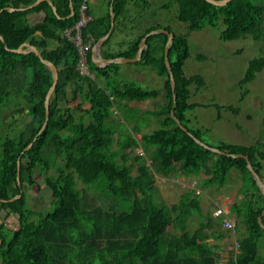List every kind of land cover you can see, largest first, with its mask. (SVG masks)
<instances>
[{"label":"trees","instance_id":"1","mask_svg":"<svg viewBox=\"0 0 264 264\" xmlns=\"http://www.w3.org/2000/svg\"><path fill=\"white\" fill-rule=\"evenodd\" d=\"M35 1L0 0V10L3 9L0 13V114L14 106L27 109L30 117L15 137L0 136V217L6 219L13 215L19 223L14 230L0 223V264H214L212 246L200 239L204 227L195 231L188 229L189 218L200 208L199 200L186 192L177 203L163 202L155 194V173L168 176L177 172L184 175L202 172L207 176L206 182L222 187L231 169L239 173L245 188L248 181L255 186L262 205L244 213L248 234L239 240V253L229 264H264V258L258 255V239L264 233L258 216L264 207V195L247 161L227 155L247 154L264 181L263 146L222 142L216 146L224 152L221 154L196 142L194 137L200 138L199 131L187 125L186 113L195 107L188 101L190 85L195 83L200 87L204 79L200 75L186 77L184 74L183 66L190 56L187 36L174 33L168 57L175 79L174 114L192 135L171 116L173 91L164 60L167 35L154 34L147 38V48L134 63L151 67L167 77L168 102L158 112L161 119L157 127L143 132L139 141L131 138L120 143L119 149H112L107 139L122 125L116 113L124 111L132 101L156 97L157 91L110 78L111 73L118 74V63L105 67L93 63L92 47L110 27L111 1L105 16L92 18L82 28L83 40L93 39L86 51L89 74L80 72L78 47L64 33L78 20L83 0H51L57 14L46 0L27 7ZM70 1L74 13L68 17ZM127 2L113 0L115 21L126 13ZM171 2L177 4V18L187 23L190 31L205 26L216 29L221 24L219 37L223 40L264 39V0H231L223 6L207 0H170L162 7L168 8ZM21 7L26 8L19 10ZM159 27L148 28L122 52L106 51L103 48L109 44L114 27L110 37L102 43L101 53L106 58L134 57L141 38ZM23 43L35 46L58 70V81L49 101L48 122L41 131L46 118L45 95L53 76L34 51L11 50ZM262 70L264 56L250 59L239 84L244 86L253 81ZM100 76L105 77L103 85L98 83ZM246 93L248 90L243 92ZM74 102L75 105L70 104ZM131 111L136 116L138 109ZM49 145L62 156L63 169L56 176L40 174L53 207L35 212L27 207L25 183H37L34 175L37 168L49 170L45 154ZM138 145L143 147V154L130 155L127 150ZM147 157H153L154 167L147 164ZM76 177L95 186L102 196L113 198L114 205L86 207L81 203ZM126 203L128 207H124ZM236 215L241 217V211ZM174 230L180 232L174 233Z\"/></svg>","mask_w":264,"mask_h":264},{"label":"rangeland","instance_id":"2","mask_svg":"<svg viewBox=\"0 0 264 264\" xmlns=\"http://www.w3.org/2000/svg\"><path fill=\"white\" fill-rule=\"evenodd\" d=\"M168 1L170 0H152L154 5L150 9L141 6L139 10H143V12H139V14L128 12L134 29H131L133 26H127V28L121 26V17H119L115 21V29L110 42L103 49L111 52H122L128 48L132 41L153 26H160L159 28L164 29L170 28L171 32L175 34L186 35L190 56L183 66L184 74L186 77L200 75L204 79V84L200 87L195 83L190 85L191 95L188 101L195 104V107L186 113L187 125L194 131H199V139L211 147H216L222 142L243 146L262 144L264 150V70L257 72L253 81L244 86L239 84L250 59L264 56V39L255 41L247 37L223 40L219 37V32L223 27L221 24L216 29L205 26L200 30L190 31L187 23L179 21L177 18L178 6L176 3L171 2L168 8L162 7ZM87 3L89 11L94 17H97L96 3L90 0ZM133 9L136 10V8ZM198 56L203 58L200 59ZM118 69V74L111 73L112 77L110 78L119 82H132L144 89L156 90L157 96L144 101H132L124 111L116 113L120 116L122 125L109 140L107 139L112 149H119L120 143H126L131 138L139 141L143 132L157 127L161 119L158 112L168 102L165 89L167 77L165 75H159L151 67L136 63L118 64ZM82 73L86 74L85 71ZM91 76H94V73ZM97 80L100 85H103L105 77L100 76ZM245 90H248V93L243 94ZM70 104L75 105L76 103ZM132 108L138 109L136 116L132 114ZM29 119L27 109L10 107L6 112L0 114V136L15 137L18 135L19 129ZM127 151L130 155L143 154V147L138 145L134 149L129 148ZM45 154L48 155L49 170L41 171L37 168L34 172L37 183L33 185L25 183L27 207L35 212H44V210H50L53 207L51 205L52 197L47 191L42 177L56 176L63 169L62 156L54 150L52 145L46 148ZM130 162L134 163L133 160ZM146 162L152 166L153 157H147ZM183 176L184 174L180 172L168 176L155 173L157 187L155 194L163 202L170 205L177 203L182 194L198 183L203 187L202 192L199 194L200 191H197L198 194L196 195L194 192H190V194L195 196L200 203V209L193 213L194 216L198 217L199 222H203L208 216H211L216 206L220 205V202H214L216 195L224 189L226 191L235 189L238 183L234 173H230V171L222 187L206 182L207 176L202 172L191 174L190 177L186 176V179H183ZM183 183L186 184L183 185ZM76 188L80 193L81 203L86 207L100 205L103 208H108L115 203L113 198L102 196L95 190V186L85 184L77 177ZM193 189L195 191V188ZM239 198L241 199L240 194L238 200H240ZM222 199L225 200L224 204L229 208L233 202L231 197ZM124 207H128V203L124 204ZM249 208L250 203H244L238 204L232 209L234 214L239 210L243 214L241 216L242 225L241 227L238 225V238L248 234L243 220L244 213ZM239 220L240 218L237 220L238 223ZM216 221L219 223L217 224L218 228L223 230L220 219L217 218ZM2 222L7 229L11 230L16 229L19 225L17 217L13 215L6 219L0 217V223ZM258 254L260 256L264 254V233L258 239Z\"/></svg>","mask_w":264,"mask_h":264},{"label":"crops","instance_id":"3","mask_svg":"<svg viewBox=\"0 0 264 264\" xmlns=\"http://www.w3.org/2000/svg\"><path fill=\"white\" fill-rule=\"evenodd\" d=\"M90 1L96 3V5H97V17L105 16V14L108 11V3L111 0H90ZM87 2H88V0H87ZM144 2H148L149 5H148V3L145 4ZM153 5L154 4H153L152 0H128L127 5H126V13L123 16H121V19H120V21L122 22L121 26H126V28H127V26H130V27L133 26L132 22H131V18H130L131 16L128 17V12L131 14L133 12H135V14H137V13L139 14V12L140 13L143 12V10H139L141 6L144 8L150 9ZM133 8H136V10H134ZM88 13L91 15L92 18H94V15L89 11V5H88ZM134 15H133V17H134ZM129 22H131V23H129ZM131 29H134V26ZM230 173H234L235 180L238 181L237 187L235 189L230 190V191H226L224 189L223 191L219 192L216 195L214 202L215 203L220 202V205L216 206V209H217L218 207H220L221 205L224 204L225 200L222 198L231 197V200H233V202H231V204L229 205V210L226 213V216L228 218H230L231 220L235 221V229L229 230V229L224 228L223 216H216L214 214L216 209L214 210L212 215L208 216L206 218V220H204L203 222H199L198 217L194 216L193 213H192V215L188 221V229L190 231H195L199 228L204 227V228H202V231L200 232V239L204 240L205 242H207L209 245L212 246L215 257H216V261L214 264H229V261L232 258L235 259V257L239 253V240L244 238V237H241V238L237 237L238 225L241 227V225H242L241 221L242 220H241V217H239L238 215H236L232 212V209H233L232 205L234 206V204L235 205H238V204L242 205L244 203H250V209H252V210L258 209L262 205V199L260 198L255 186L251 182L248 181V183H247L248 186L245 188L244 187L245 185L242 181L241 176L239 174H237V172L234 169H231ZM261 173L264 176V169L261 170ZM186 176L190 177L191 174L184 175L183 179H186ZM206 180H207V177L205 178V181ZM185 184L186 183H183V185H185ZM192 187L195 188V191ZM192 187L187 192H194L195 195L198 194L197 191H200L199 194L202 192L201 189L203 187L201 185H198V183L195 186L193 185ZM226 192H229V193H226ZM239 194L241 196V199L239 198L240 200H238ZM199 207H200V203H199ZM237 216H238V218H240L239 223L237 221L238 220ZM241 216H243L242 211H241ZM217 218L220 219V224L224 228L223 230H220L218 228L217 224H219V223H217V221H216ZM243 222H244V220H243ZM245 228H246V225H245ZM246 230H247V228H246ZM172 232L178 233L180 231L174 230ZM260 257L264 258V254Z\"/></svg>","mask_w":264,"mask_h":264},{"label":"water","instance_id":"4","mask_svg":"<svg viewBox=\"0 0 264 264\" xmlns=\"http://www.w3.org/2000/svg\"><path fill=\"white\" fill-rule=\"evenodd\" d=\"M41 1H44V0H36L34 3L30 4L27 7H29V8L30 7H34L37 4H39ZM46 1L49 2V4L52 6V9H53L54 13L57 14V9L53 5V2L51 0H46ZM207 1L212 3V4H214V5L223 6V5L227 4L231 0H207ZM25 8L26 7H21V8H18V9L19 10H23ZM5 9H7L9 11H13L14 10V8H12V7H6ZM70 9H71V13H70V15H68V17L72 16L73 13H74L73 5H72L71 1H70ZM2 10L3 9L0 10V13H1ZM109 12H110V27H109V30L106 32L105 35L100 37L95 42V44L92 47L91 57H92V61L95 64V66H97V67H105V66H107V65H109L111 63L122 64V63H134V62H137L138 60L141 59V55H142L143 50L147 48V38L149 36L154 35V34H160V33L166 34L167 35V41H166V44H165V47H164V60H165L167 69H168L169 74H170L171 88H172V91H173V95H172L173 96V108L171 110V116L173 117L174 120H176V122L181 126L182 129L186 130L189 134L192 135V133L189 132L181 124L180 120L174 114V107L176 106V94L174 93V90H175V79H174V76H173V72L171 70L169 57H168V53H169L170 47H171V45L173 43V40H174V35H175L174 32H171V31H169L167 29H164V28L153 29V30L147 32L141 38V40L139 42V45H138L137 53H136V55L134 57L117 56V57H112V58H106L101 53V45H102V43L105 40H107L110 37V35H111V33H112L113 29H114V26H115V13H114V8H113V0H111V4H110V7H109ZM24 47H25V49L23 50ZM11 50L15 51V52L27 51V50L28 51L29 50L34 51L41 58L42 62H44L48 66V68L51 70V72H52L53 81H52V84L49 87V89H48V91H47V93L45 95V100H44L46 118H45V121H44L41 129H40V131H41L47 125V122H48V118H49V101H50V97H51V95L53 93V90H54V88H55V86L57 84V81H58V70H57V67L51 61H48V60L44 59L41 56L40 52L37 50V48L35 46L30 45L29 43L20 44L17 48H14V49H11ZM194 138H195L196 142H198L199 144H201L205 148H207V149H209V150H211L213 152H217V153H221V154L224 153L219 148L211 147V146L205 144L204 142H202L197 137H194ZM30 146H31V144L28 145V148ZM227 155L230 156V157H233V158H240L241 157V158H244L247 161V167L250 170L253 179L256 181V184L259 187L261 193L264 195V181L261 179L259 173L253 168V165L251 163V160H250L249 156L247 154H243V153H227ZM17 165H18V168H17V182L20 185V160L19 159L17 161ZM19 196L20 195L14 196V197L10 198L9 200H14V199L18 198ZM5 201H7V200H5ZM263 216H264V207H263L260 215L258 216V222H259L260 226L264 229V223H263V219H262ZM1 242L2 241L0 239V244H1Z\"/></svg>","mask_w":264,"mask_h":264},{"label":"built area","instance_id":"5","mask_svg":"<svg viewBox=\"0 0 264 264\" xmlns=\"http://www.w3.org/2000/svg\"><path fill=\"white\" fill-rule=\"evenodd\" d=\"M92 17L88 13V4L87 0H83L80 8H79V18L78 20L74 23L73 26L70 28H67L64 33L65 35L72 40L76 46L78 47L79 53L81 55V60L79 63V70L82 73V71H85L86 74H89V69L88 65L86 62V51L88 48L91 47L92 38H89L87 42L83 40L82 37V28L89 22L91 21ZM229 208L223 204L220 207H218L215 210V215L216 216H223V226L226 229L229 230H234L235 229V221L231 220L226 216V213L228 212Z\"/></svg>","mask_w":264,"mask_h":264}]
</instances>
